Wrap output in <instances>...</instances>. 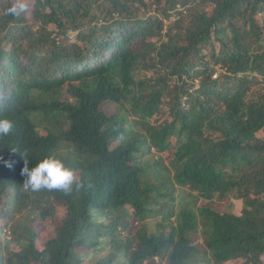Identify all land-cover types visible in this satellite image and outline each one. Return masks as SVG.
I'll list each match as a JSON object with an SVG mask.
<instances>
[{
	"label": "trees",
	"instance_id": "1",
	"mask_svg": "<svg viewBox=\"0 0 264 264\" xmlns=\"http://www.w3.org/2000/svg\"><path fill=\"white\" fill-rule=\"evenodd\" d=\"M260 15L264 0H0V264H85L93 247L109 254L86 264H264ZM151 150L168 165H144ZM25 152L62 160L71 189L26 188ZM228 197L239 215L196 205Z\"/></svg>",
	"mask_w": 264,
	"mask_h": 264
},
{
	"label": "rangeland",
	"instance_id": "2",
	"mask_svg": "<svg viewBox=\"0 0 264 264\" xmlns=\"http://www.w3.org/2000/svg\"><path fill=\"white\" fill-rule=\"evenodd\" d=\"M11 1H13V0H11ZM14 2L26 5V4L32 3V0H14ZM210 8L208 10V14L207 15H210V13H211ZM170 13H171V15H173L172 14L173 12H170ZM258 18L260 19V22H264V16L260 15ZM175 19H176V17L174 15L171 16V21H173ZM164 23L167 24V21H164ZM52 28L53 27H49L46 32H49ZM37 29H38V27L34 28V30H37ZM72 42L73 43L76 42V33L71 35L70 43H72ZM78 45L80 46V44H78ZM67 56H68V54H67ZM219 72L223 73L224 71L219 69ZM138 77H139V75H137L135 79H137ZM256 89L262 91V90H264V85L263 86H257ZM70 91H71L70 88H63V90L60 91L61 99L63 101H65V102H73L74 101V99L72 98V95L70 94ZM114 106H116V105H113L110 108V110H112ZM161 121L162 120H159L158 124ZM150 123L154 124L153 120H150ZM259 137H263V134H259ZM115 146H116V144L112 145V147H115ZM159 157H161V159H162V161H163V163L165 165H168L169 160L171 158V152L158 153L155 150H151V153L142 155V158H141L142 160L141 161H142V163L144 165L148 166L149 168H153L154 167V161L159 160ZM152 182L153 181L150 178V183H152ZM174 204H175V211H176L177 204L176 203H174ZM196 205H197V207L209 206L213 210H215V211H217L219 213H231V214H235V215H239L241 210L243 209V202L242 201H236V200H234V199H232L230 197L226 198L225 200H217V199H215L213 201H205L203 199H199L196 202ZM152 208L155 209V208H158V207L152 206ZM54 210H55V217H53V218L47 217L45 220H36L34 222V224H33L36 233L39 235V238H38V240L36 242V245L38 247H40L41 245H44L48 240H50L51 238H53L55 236V227L58 225L59 220L61 218H63L64 215H65V209L63 207H61V206H56ZM132 213H133V210L131 209L129 211V217H128L129 220L131 219V214ZM174 218H175V216H172L168 220V222L169 223L173 222ZM153 220L162 221L161 217H158L156 219L148 218L147 220L142 222V225H144V227L146 229H150V230L154 231V222H153ZM132 224L134 225V228L139 225V223L136 222V220H135V222H132ZM165 224L168 225L166 222H165ZM0 225H1V222H0ZM132 234H129L127 231H125L123 236L126 239V237H131ZM1 238L2 239H9V234L3 233V234H1ZM199 241H201V240L199 239ZM96 249H97L96 247H93V248L89 249V251H88L89 257H87L84 260L85 264L88 263L89 261L93 262V260L94 261H98L99 259L104 258V257H106L109 254V249L107 248L105 251L99 252L98 255L96 257H94L93 254L95 253ZM84 251L85 250H82V252H84ZM262 259H263V257H262ZM226 264H237V263L232 261V262H229V263H226Z\"/></svg>",
	"mask_w": 264,
	"mask_h": 264
},
{
	"label": "clouds",
	"instance_id": "3",
	"mask_svg": "<svg viewBox=\"0 0 264 264\" xmlns=\"http://www.w3.org/2000/svg\"><path fill=\"white\" fill-rule=\"evenodd\" d=\"M13 11H15L13 9ZM14 130V124L7 118H0V137L8 136ZM123 137H121L122 139ZM16 152L15 149L12 151ZM25 167L22 169L24 186L37 192L45 190L69 191L74 183V174L65 166L64 162L55 156H47L39 161L36 166L28 167L27 153H21ZM3 158L0 157V160ZM5 166L11 168V162H4ZM241 213V212H240Z\"/></svg>",
	"mask_w": 264,
	"mask_h": 264
}]
</instances>
